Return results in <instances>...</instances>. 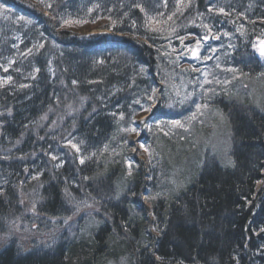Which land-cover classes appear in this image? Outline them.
I'll return each mask as SVG.
<instances>
[{
  "label": "trees",
  "instance_id": "obj_1",
  "mask_svg": "<svg viewBox=\"0 0 264 264\" xmlns=\"http://www.w3.org/2000/svg\"><path fill=\"white\" fill-rule=\"evenodd\" d=\"M65 23L106 33L77 35ZM255 40H264V0H0V233L19 192L39 185L41 215L67 217V199L85 192L101 194L107 217L90 239L51 252L7 246L0 264H264V114L236 86L211 88L207 99L228 123L230 165L208 163L176 196L153 202L154 237L134 202L115 201L122 163L105 165L118 130L148 114L163 85H184L192 106L207 71L264 79ZM194 41L198 65L177 53ZM61 140L73 141L72 162ZM135 178L126 193L137 191Z\"/></svg>",
  "mask_w": 264,
  "mask_h": 264
},
{
  "label": "rangeland",
  "instance_id": "obj_2",
  "mask_svg": "<svg viewBox=\"0 0 264 264\" xmlns=\"http://www.w3.org/2000/svg\"><path fill=\"white\" fill-rule=\"evenodd\" d=\"M94 26L76 28V30L71 23H65L61 28L66 31L76 30L74 34L77 35L106 33ZM202 47L203 45L194 41L187 47H180L177 53H180L179 58L192 60L198 65L203 60L200 56ZM262 47L264 40H255L252 43V52L260 62L264 61V55H261ZM196 73L197 70H194V74ZM200 83L206 90L200 93L192 106L189 105L190 101L186 97L184 85L173 86L171 89L169 84L163 85L164 95L154 94L155 104L149 109L148 114L135 119L126 126L127 129L118 130L116 139L118 149L104 153L107 160L105 165L112 159L116 163L118 161L122 163L123 169L119 177H116L118 185L115 188L121 185L123 190L119 192L120 195L116 194L115 201L125 196L127 203L134 202L137 214H144L147 223L153 219L150 216L153 202L164 197L176 196L208 163H216L224 168L231 163L228 123L224 117L207 105V99L213 94L211 88L219 86L226 90L228 86H236L235 91L238 95L242 98L248 97L255 109L264 114L263 78L249 80L232 72L224 76L207 71ZM163 98L166 104H163ZM184 109L186 111H182ZM160 112L168 114L169 117L162 121H154V116ZM74 113L75 111L68 109L66 116H73ZM49 118L50 115L41 119L38 130L48 124ZM62 123L60 119L53 125L54 130L59 131ZM51 131L53 128H49L46 133L50 134ZM60 135H64L62 130ZM72 142L57 141V145L60 146L58 150L68 156V162H72L76 153V148L71 150ZM182 152L187 155L185 158ZM103 175L102 173L99 178ZM136 175L139 176L137 191L126 193V187H129L127 190H131L130 186L136 180ZM41 191L42 187L39 185L33 191L19 192L16 211L4 223L2 222L0 250L12 245L22 252H51L60 245L90 239L92 233L107 221L103 211L106 206L105 200L102 199L101 194L89 196L81 192L79 198L71 196L66 202L68 216L52 218L37 212V206L42 202L40 199L37 200ZM149 223L145 227V232L149 237H154L153 227ZM126 259L112 258L109 264H124Z\"/></svg>",
  "mask_w": 264,
  "mask_h": 264
},
{
  "label": "snow or ice",
  "instance_id": "obj_3",
  "mask_svg": "<svg viewBox=\"0 0 264 264\" xmlns=\"http://www.w3.org/2000/svg\"><path fill=\"white\" fill-rule=\"evenodd\" d=\"M261 55H264V47L261 48Z\"/></svg>",
  "mask_w": 264,
  "mask_h": 264
}]
</instances>
